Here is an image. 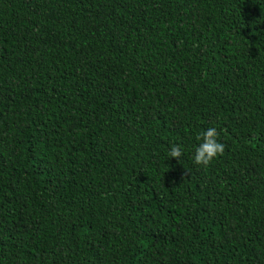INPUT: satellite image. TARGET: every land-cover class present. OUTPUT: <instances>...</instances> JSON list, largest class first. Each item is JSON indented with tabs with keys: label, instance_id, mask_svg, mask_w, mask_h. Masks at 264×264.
Instances as JSON below:
<instances>
[{
	"label": "trees",
	"instance_id": "1",
	"mask_svg": "<svg viewBox=\"0 0 264 264\" xmlns=\"http://www.w3.org/2000/svg\"><path fill=\"white\" fill-rule=\"evenodd\" d=\"M0 264H264V0H0Z\"/></svg>",
	"mask_w": 264,
	"mask_h": 264
},
{
	"label": "clouds",
	"instance_id": "2",
	"mask_svg": "<svg viewBox=\"0 0 264 264\" xmlns=\"http://www.w3.org/2000/svg\"><path fill=\"white\" fill-rule=\"evenodd\" d=\"M218 137L219 133L215 126L207 127L197 134V143L193 146L191 154V160L195 165L206 167L224 152V144ZM183 150L181 144L172 143L168 148V155L179 160Z\"/></svg>",
	"mask_w": 264,
	"mask_h": 264
}]
</instances>
